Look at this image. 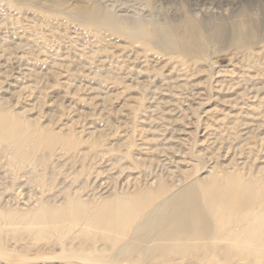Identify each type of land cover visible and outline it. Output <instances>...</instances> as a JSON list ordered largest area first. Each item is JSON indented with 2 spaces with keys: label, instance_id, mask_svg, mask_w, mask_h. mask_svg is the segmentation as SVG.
<instances>
[{
  "label": "rangeland",
  "instance_id": "rangeland-1",
  "mask_svg": "<svg viewBox=\"0 0 264 264\" xmlns=\"http://www.w3.org/2000/svg\"><path fill=\"white\" fill-rule=\"evenodd\" d=\"M196 28L201 51L181 47ZM2 112L23 128L9 138L0 118V264H264L226 235L258 249L247 232L264 213L249 199L264 198V0H0ZM219 180L224 204L233 180L249 188L248 201L237 188L242 224L222 205L223 239L183 253L166 222L149 230L176 195L207 205ZM67 200L87 204L83 223L42 222ZM113 200L146 206L106 230Z\"/></svg>",
  "mask_w": 264,
  "mask_h": 264
},
{
  "label": "bare ground",
  "instance_id": "bare-ground-1",
  "mask_svg": "<svg viewBox=\"0 0 264 264\" xmlns=\"http://www.w3.org/2000/svg\"><path fill=\"white\" fill-rule=\"evenodd\" d=\"M238 27V28H237ZM237 27H233L234 29H233V34H234V37H237V36H239L237 33H239V30H240V28H239V26H237ZM193 28V27H192ZM197 29V28H196ZM196 29H194V30H196ZM252 27H250L249 28V32L251 31L252 32ZM188 31V30H187ZM191 31V30H190ZM200 31V30H199ZM199 31H198V29H197V31H191V32H187V38L185 39V40H183L184 39V37L183 36H180L179 38H181L182 37V39H178V40H182V41H179L180 42V46L181 47H183L184 49H186V50H196V51H198V50H200V43H199V41H200V36H199ZM223 32H224V26L222 27V26H220V27H218L217 28V31H216V33H217V37L218 36H220V35H222L223 34ZM241 32V31H240ZM250 32V33H251ZM242 33V32H241ZM249 33V34H250ZM254 34V32H252L251 33V35L249 36V38H251V36ZM201 35V34H200ZM216 35V34H215ZM241 35V34H240ZM247 36V35H246ZM246 36H245V38L244 39H246ZM233 37V38H234ZM253 37V36H252ZM247 38H248V36H247ZM252 39V38H251ZM238 40V39H237ZM247 40V39H246ZM250 40V39H249ZM203 47H201V49H202ZM201 51V50H200ZM176 109V108H175ZM3 113V112H2ZM2 113H0V118H2L1 120H3L2 121V123L4 122L5 124H2L1 126L3 127V129H1V130H3L6 134H7V136L9 137V138H13V134H17V132H20V129L19 128H21L22 126V123H21V125H20V123H16L15 122V120H13L14 121V123H12V124H10V123H8L7 124V117H5V115H4V113L2 114ZM4 115V116H3ZM173 116V115H172ZM4 117L6 118V119H4ZM5 120V121H4ZM206 120V119H205ZM11 122H12V120H10ZM227 121V120H226ZM233 123V122H232ZM9 125V126H8ZM7 126V127H6ZM2 127H0V128H2ZM5 127V128H4ZM7 128H10V130H7ZM23 128V127H22ZM226 129V128H225ZM178 130V129H177ZM25 131V130H24ZM189 131V130H188ZM227 132V131H226ZM21 133V132H20ZM20 133H18V135L20 134ZM22 135H23V133H22ZM22 135H21V137H22ZM17 135H15L14 137H16ZM20 136V135H19ZM18 136V137H19ZM6 137V136H5ZM7 137V138H8ZM21 137H19V139H22ZM25 138V137H24ZM16 139H18V138H16ZM176 140V139H175ZM12 141H13V139H12ZM20 141V140H19ZM24 141V140H23ZM172 141V140H171ZM170 141V142H171ZM176 142H179V140L178 141H176ZM181 143V142H180ZM245 144V143H244ZM240 145V144H239ZM166 149H168V148H166ZM230 151V150H229ZM162 153V152H161ZM166 153V152H165ZM164 155V154H163ZM162 155V156H163ZM166 156V155H165ZM174 156H175V154H174ZM173 156V157H174ZM163 158H165V160H159V161H169V162H167V163H165V164H172V166L173 167H176L177 168V166L179 165V164H181L182 162L181 161H179V160H166V158H168V159H171L172 157H168V156H166V157H163ZM241 159V158H240ZM158 161V160H157ZM239 161V160H238ZM160 162V163H161ZM240 163H242V162H240ZM161 165V164H160ZM179 167V166H178ZM175 168V169H176ZM171 170V172H175V170H172V169H170ZM155 173H157V172H155ZM176 173V172H175ZM179 173V172H178ZM177 173V174H178ZM153 174V173H152ZM160 174V173H159ZM158 174V175H159ZM162 174V173H161ZM151 175V174H150ZM156 175V174H155ZM163 175V174H162ZM170 175V174H169ZM102 176L103 175H101V174H98V176H96V180H94V181H98V183L96 184L101 190L102 189H107L108 188V186H107V188H105L106 186H104L105 185V183H99L101 180H98V179H100V178H102ZM163 176H165V175H163ZM172 176V175H171ZM171 176H168V177H171ZM176 176V175H175ZM104 177H105V175H104ZM149 177V176H148ZM152 177V176H151ZM219 179V178H218ZM209 180H211V179H209ZM222 180V179H221ZM236 180V179H235ZM241 180V179H240ZM225 181V180H224ZM242 181V180H241ZM261 181V180H260ZM259 181V182H260ZM103 182V181H102ZM239 182V179H238V181H237V184H239L238 183ZM222 184V182L219 180V183L217 184V186H215V189H212V188H214V187H212L211 188V184H207L206 183V185H207V187H210L209 188V190L210 189H212L211 191H208V194H209V196L210 197H208V201H207V205L206 204H204V205H202L201 203H200V199H199V196L196 194V193H194L193 191H186V192H183L182 194H179V195H176L173 199H172V201H170L169 203H167V206H166V208H163V212H167L166 213V215L167 216H165L163 219H161V221L158 223V226H157V224H156V219L157 218H153V220H152V222H150V223H148L147 224V226L149 225V228L151 227V229H149V230H152V229H156V228H158L159 227V224L161 223L162 225H164V222H166V225L163 227L164 228V230H165V232H163V233H165L164 235H162V236H164V238H179L178 240H177V242H176V244H171L170 246H171V248L173 249L174 247H175V249L178 251V250H182L183 249V246L184 247H186V250H187V248L188 249H190V245L192 244L193 245V243H198L199 245H206V243H207V239H209V237H211V236H215V235H218L219 237L217 238V239H223V232L222 231H220V224H221V221H220V219H219V212L221 211V209H222V205H223V207L225 208V209H227L228 211H230L231 213H232V217L234 218V217H236L235 219H234V222L236 223V224H234V225H240V224H242V222H244L245 220H246V217H241V216H237L235 213H236V211H237V207H239L238 205L240 204H238V202H237V196H239L240 197V200H241V198H242V196H240V194L242 193V195H244V192L246 191L245 190V187H244V189L242 188H239V187H242L241 186V184L243 183V182H240V186H238L235 182H234V180H233V182L230 184V188H229V196H228V199H231V200H228V201H226V203L224 204L223 202H224V200L226 199H224L223 201H222V199H220L219 198V196H218V192L219 191H222V187L221 186H219V185H221ZM245 183V182H244ZM242 184V185H245V184ZM263 183V182H262ZM226 184V183H225ZM259 184H261V182L259 183ZM264 184V183H263ZM229 185V184H228ZM225 186V185H224ZM250 186V185H249ZM248 186V187H249ZM252 186V185H251ZM226 187H227V184H226ZM229 187V186H228ZM253 187V186H252ZM252 187H251V190H252ZM258 187V186H257ZM259 187H261V186H259ZM22 188H29L28 187V184H25V185H23V187ZM110 188V187H109ZM237 188H239V189H241V190H239L240 192H237ZM256 188V187H255ZM254 188V189H255ZM165 189V188H164ZM227 189V188H226ZM246 189H247V187H246ZM249 189V188H248ZM248 189H247V191H246V193L248 192ZM258 189H263L262 187L261 188H258ZM29 190V189H28ZM161 190V189H160ZM162 190H163V188H162ZM188 190V189H187ZM192 190V189H191ZM242 190L244 191V192H242ZM257 189H255V191H256ZM107 191V190H106ZM152 191V190H151ZM260 191H262V190H260ZM259 190H258V192H260ZM158 192V191H157ZM161 192V191H160ZM159 192V193H160ZM252 192L253 191H251L250 192V195H253V197H249V199H251L252 198V201L254 200L255 202H257V204H258V206L259 207H263L264 208V198H263V196L262 195H259V193L257 192V194H252ZM3 193V192H2ZM139 193V192H138ZM238 193H240V194H238ZM21 194H23L22 192H21ZM21 194H19V195H21ZM140 194V193H139ZM151 194V193H150ZM26 195V194H25ZM28 195V194H27ZM2 196V195H1ZM245 196H247V197H245ZM248 196H249V194L247 193V194H245L243 197H244V199H243V201L245 200V201H248L247 199H248ZM143 197V196H142ZM155 197V196H154ZM222 197H223V195H222ZM2 198H3V196H2ZM7 198V197H6ZM6 198H5V201H6ZM10 198V197H9ZM13 198V197H12ZM15 198V197H14ZM26 198V197H25ZM31 198H33V197H31ZM4 199V198H3ZM8 199V198H7ZM34 199V198H33ZM32 199V200H33ZM32 200H27L25 203L26 204H28V203H33L32 202ZM122 200V199H121ZM127 200V199H126ZM125 200V202H121L120 201V203L118 202V200H117V202L116 201H109V202H107V207L109 208V212H110V216H108L106 219L108 220V223H107V221H106V219L103 221V224H105L106 226H104L103 228L104 229H111L112 228V226H113V222L116 220V218H120L121 220H120V222L122 223V225H125L124 223H126V222H130V223H132V220H134V219H136L138 216H139V211H142L143 210V208L146 206L145 205V202L142 200V201H140L139 203H137V204H133V205H130L129 203H128V201H126ZM4 201V202H5ZM138 201V200H137ZM238 201H239V198H238ZM243 201H240V202H243ZM9 202V201H8ZM10 202H12V201H10ZM17 202V201H16ZM83 202V201H82ZM82 202H79L78 200L77 201H74V200H67V203H66V206L62 209V210H58L57 211V213L55 214V212H56V210H54L53 212H52V210L51 209H45L46 210V212H48V214L51 216V218L48 220V221H42V222H51L52 223V221H53V224L55 223V218H57V217H61V216H64V219H69V221L71 222V220H72V222L74 221V223H75V225H78V224H81V223H83V221L82 222H79V219H81L82 217H78V214L79 213H81V212H83V210L85 209V208H87V204H85V202L84 203H82ZM7 203V202H6ZM24 203V204H25ZM136 203V202H135ZM244 203V202H243ZM246 203V202H245ZM254 203V202H253ZM9 204V203H8ZM169 204V205H168ZM242 204V203H241ZM256 204V205H257ZM11 205H12V203H11ZM211 207V210H209V208L208 207ZM213 206H214V209H213ZM165 207V206H164ZM249 208V207H248ZM251 208V207H250ZM255 208V205L253 206V208H251V210L252 209H254ZM243 209H245V211H246V208H243ZM145 210V209H144ZM241 210V209H240ZM248 210H250V209H248ZM42 212V211H41ZM247 213H248V211H246ZM9 213V212H8ZM251 213V212H250ZM6 214H7V212H6ZM12 214V213H11ZM10 214V215H11ZM25 214V213H24ZM143 214V212L141 213V215ZM13 215H14V213H13ZM12 215V216H13ZM84 215L86 216L87 215V213L86 212H84ZM0 216H2V215H0ZM24 216V215H23ZM31 216V215H30ZM85 216H83V217H85ZM141 217V216H140ZM31 218V217H30ZM52 220V221H51ZM259 221L257 222V223H255V224H253L251 227H250V229L248 230V234L249 235H251V236H255V237H257L258 238V240L260 241L259 243H257V247H258V249H256V248H245V249H241L240 248V246H239V242L238 241H236L235 239L236 238H239L240 237V234H241V231L240 232H236V233H231V232H229V231H226V235H227V237L233 242V246H232V250H239L240 252H243V253H246V254H249V255H257V256H260V255H262V254H264V213L262 214V216L258 219ZM139 221V220H138ZM150 221V220H149ZM148 221V222H149ZM164 221V222H163ZM224 221V220H223ZM225 222V221H224ZM86 225H88V226H91V223L89 222V221H87L86 222ZM155 226H157V227H155ZM144 227V226H143ZM143 227H141V228H143ZM155 227V228H154ZM145 228V227H144ZM148 228V227H147ZM144 230V229H143ZM148 230V229H147ZM140 232V231H139ZM244 234H245V232H244ZM141 235V234H140ZM143 236V235H142ZM207 238V239H206ZM245 239V238H244ZM138 240H140L139 238H138ZM204 240H207V241H205L204 243H202ZM141 241V240H140ZM200 243H202V244H200ZM166 246H169V245H166ZM165 246V247H166ZM169 246V247H170ZM158 247H159V245H158ZM157 247V248H158ZM164 247V245H163V247L161 248V247H159V248H161L162 250H163V248H165ZM166 248H168V247H166ZM171 248H170V250H169V252L171 251ZM263 248V249H262ZM160 249H158V252H160L159 251ZM166 250V249H165ZM185 250V251H186ZM153 251V250H152ZM154 251H155V249H154ZM157 251V250H156ZM183 251V253H184V249L182 250ZM161 252H163V251H161ZM160 252V253H161ZM166 252H167V250H166ZM157 253V252H156ZM260 254V255H259Z\"/></svg>",
  "mask_w": 264,
  "mask_h": 264
}]
</instances>
